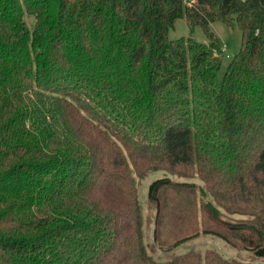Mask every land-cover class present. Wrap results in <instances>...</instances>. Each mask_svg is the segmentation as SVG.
I'll use <instances>...</instances> for the list:
<instances>
[{
    "label": "trees",
    "instance_id": "1",
    "mask_svg": "<svg viewBox=\"0 0 264 264\" xmlns=\"http://www.w3.org/2000/svg\"><path fill=\"white\" fill-rule=\"evenodd\" d=\"M0 264H264V0H0Z\"/></svg>",
    "mask_w": 264,
    "mask_h": 264
},
{
    "label": "rangeland",
    "instance_id": "2",
    "mask_svg": "<svg viewBox=\"0 0 264 264\" xmlns=\"http://www.w3.org/2000/svg\"><path fill=\"white\" fill-rule=\"evenodd\" d=\"M28 24L32 26L33 19H28ZM210 32L216 36V38L221 42L222 49L221 52L225 51L223 53L222 63L218 72V78L222 79L224 76V72L226 70L227 65L231 62V60L234 58V56L239 52L241 47V30L240 28L235 25L233 28H228L226 25H224L221 22H215L210 25ZM181 37H192L197 42L203 43V44H209L210 38L209 35L204 31L200 26H196L194 30H190L188 26L186 25V22L183 18L178 19L175 23V26L172 30L169 31V39L170 40H177ZM160 174L152 173L150 174L140 185L139 192H140V200L144 207V215L145 219L147 220V223L149 224V227L146 231L147 240L146 244L150 247L152 243V220H153V214L154 210L153 207L148 203L147 199V188L154 179L158 178ZM199 219V216H198ZM200 220V219H199ZM193 247L197 252H200L204 254L207 249L213 248L216 249L224 258L228 259H241L244 261H250L252 258L247 252L239 251L237 249H234L224 243L221 240L216 239L215 237H212L210 235H201L193 242H190L189 244L182 245L171 252L167 251V247H163L161 249H158V247H155V251L153 252V255L158 260L164 261L169 258V256L173 254H179L182 252L187 251L189 248Z\"/></svg>",
    "mask_w": 264,
    "mask_h": 264
}]
</instances>
